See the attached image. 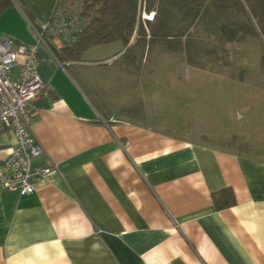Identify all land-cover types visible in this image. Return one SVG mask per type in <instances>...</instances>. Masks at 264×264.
Wrapping results in <instances>:
<instances>
[{
  "label": "crops",
  "instance_id": "crops-1",
  "mask_svg": "<svg viewBox=\"0 0 264 264\" xmlns=\"http://www.w3.org/2000/svg\"><path fill=\"white\" fill-rule=\"evenodd\" d=\"M12 1L0 15V39L30 46L33 27L47 22L54 4L74 0ZM60 46L49 37L38 45L43 88L33 102L32 132L42 148L33 164L52 170L32 171L30 195L0 188V264H264V145L211 144L218 136L192 107L199 89L189 82L201 74L98 73L94 67L148 58L126 60L116 41L60 64ZM135 76L175 87H144L139 111L118 116L115 107L129 96L108 98L104 82ZM14 143L9 129L0 133V164ZM223 188L235 204L216 211L211 196Z\"/></svg>",
  "mask_w": 264,
  "mask_h": 264
},
{
  "label": "rangeland",
  "instance_id": "rangeland-1",
  "mask_svg": "<svg viewBox=\"0 0 264 264\" xmlns=\"http://www.w3.org/2000/svg\"><path fill=\"white\" fill-rule=\"evenodd\" d=\"M67 9L79 15L80 0H74L73 6H68ZM197 35L202 37L199 39L201 42H197L198 45H196L201 51L200 58L203 61L201 66L204 68L202 70L181 64L180 60L173 55H159L164 47L161 39L156 37L150 41V47L145 51L136 47L125 56L126 60L145 56L148 58L146 62L144 60L145 63H141L140 59L135 63H125L124 59H120L112 66H97L93 69L98 73L126 72L132 76L141 72H151L156 75L168 73L180 75L181 79L187 74L199 73L202 79L189 82L197 85L196 88L199 89L194 96L192 107H198L201 111L200 123L207 122L212 125L206 129L213 132L216 137L218 136L213 137L216 139H212L211 144L230 149H237L239 146V151L261 149L264 145V64L261 62L264 45L262 41L258 38H247L241 42L220 44L213 34L200 32ZM47 38L46 36L45 39ZM194 38L197 37L191 33L188 42L193 44L196 41ZM211 50L213 52L210 54ZM191 58L194 59L195 56ZM159 81L161 80H143L138 76L124 80L119 78L112 80L111 83L105 81V94L108 98L116 96L121 100H127L129 96L128 103L115 107L118 116L126 117L132 111H135L134 114L139 111L137 106L144 87L151 89L164 87L159 85ZM163 82L169 89L175 87L171 80H162L161 83ZM143 83H148V86H143ZM131 102L135 106L127 107ZM177 106L172 104L168 109L173 114ZM111 108L114 110L113 107ZM235 134L240 135L241 139L244 138L248 146L244 147L239 138L234 139Z\"/></svg>",
  "mask_w": 264,
  "mask_h": 264
},
{
  "label": "trees",
  "instance_id": "trees-1",
  "mask_svg": "<svg viewBox=\"0 0 264 264\" xmlns=\"http://www.w3.org/2000/svg\"><path fill=\"white\" fill-rule=\"evenodd\" d=\"M79 16L83 21L76 41L62 45L54 55L60 64L76 62L90 47L119 41L125 47L123 55L139 47L143 51L150 41L161 39L163 51L183 56L185 64L204 69L197 42L198 33L213 34L220 44L258 38L264 45V0H80ZM154 5L156 10H152ZM13 6L12 0H0V15ZM151 12V13H149ZM151 18H148L150 17ZM34 26V25H33ZM35 29L39 30L40 28ZM196 41L192 44L190 34ZM136 35L133 45L131 38ZM209 40H207L208 42ZM193 42V41H192ZM213 46V45H212ZM213 51H209L211 54ZM195 56L194 59L191 57ZM264 64V55L261 56ZM214 209L234 206L230 188L212 194Z\"/></svg>",
  "mask_w": 264,
  "mask_h": 264
},
{
  "label": "built area",
  "instance_id": "built-area-1",
  "mask_svg": "<svg viewBox=\"0 0 264 264\" xmlns=\"http://www.w3.org/2000/svg\"><path fill=\"white\" fill-rule=\"evenodd\" d=\"M82 26L80 16L69 13L57 1L47 22L39 30L33 27L36 45H24L9 37L0 39V133L9 129L15 139L9 156L0 164V188L17 192L20 197L33 192L29 182L32 171L45 177L52 170L33 164L42 155L32 132L33 102L43 88L38 73V45L46 46V36L59 39L61 46L71 45Z\"/></svg>",
  "mask_w": 264,
  "mask_h": 264
}]
</instances>
